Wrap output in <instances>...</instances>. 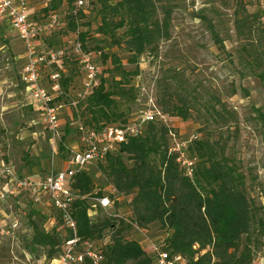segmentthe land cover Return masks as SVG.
I'll list each match as a JSON object with an SVG mask.
<instances>
[{
    "label": "rangeland",
    "instance_id": "374dc122",
    "mask_svg": "<svg viewBox=\"0 0 264 264\" xmlns=\"http://www.w3.org/2000/svg\"><path fill=\"white\" fill-rule=\"evenodd\" d=\"M69 1L32 0L35 9L33 20L46 19L56 11L64 23L61 31L55 34L57 37L60 35V39L53 40V36L42 38L41 48L62 47L64 38H80L81 32H87L86 47L100 52L96 62L101 79H105L108 85L120 77L111 56L118 55L127 71L138 66V75L126 79L134 92L129 96L115 97L118 117L114 124L109 125H122L126 118L127 121L137 118L153 98L167 115V126L184 138L197 134L199 138L196 141L209 142L214 157L230 168L232 182L246 193L253 204L252 221L249 231L240 241V249L248 245L254 262L263 257L264 84L257 76L262 70L257 55L252 56L245 50L248 41L239 38L235 30V2L155 0L161 20L166 11H171L170 36L160 41L156 51H147L132 63L128 62L130 53L121 41L124 29L117 30L115 37L98 32L101 25L99 0H84L88 8L86 14L79 18L75 30L68 27V15L71 9L75 10L76 0H72V4ZM252 1L250 4L245 0V3H248L250 13H256L259 6ZM13 35L0 23V166L8 164L20 175L41 179L50 171L66 169L80 147L77 126L81 118L69 106L68 99L79 87L81 69L77 61L66 59L73 82L64 89L70 96L64 94L59 99L66 103V107L61 111L60 136L53 135L38 106L30 103L21 83L20 70L25 61L16 59L23 49L17 48L14 42L19 39ZM215 35L222 40V45L215 41ZM51 42L54 47H50ZM136 95L138 100L134 98ZM176 107L184 109L185 118L175 114L177 110L173 109ZM82 122L85 123L84 120ZM125 161L129 166L133 163L126 156ZM101 164L105 165V162L94 163L85 169L92 172L95 182L94 195L90 200L95 202L90 209L92 219L102 220L108 216L97 201L98 194L110 196L113 204L109 212L130 216L129 200L112 191L111 179ZM202 167L200 160L199 168ZM32 209L41 213L33 219L59 238L60 242L54 249L33 241ZM58 213L45 195L35 202L25 193L15 191L5 180L0 181V264H58L61 235L64 237L67 232ZM144 230L141 233L136 229H126L124 234L134 236L152 254L155 245L163 244L166 231L159 224H152ZM107 242V237L98 241L102 246ZM52 251L55 252L53 258L50 255ZM187 263L185 257L182 264Z\"/></svg>",
    "mask_w": 264,
    "mask_h": 264
},
{
    "label": "trees",
    "instance_id": "16d2710c",
    "mask_svg": "<svg viewBox=\"0 0 264 264\" xmlns=\"http://www.w3.org/2000/svg\"><path fill=\"white\" fill-rule=\"evenodd\" d=\"M225 1L235 2L237 6L235 30L239 38L248 41L245 50L252 56L257 55L258 63L262 66L257 76L264 84V12L259 8L256 13H250L245 0ZM72 2L69 1L70 4ZM248 2L251 4L253 1ZM99 3L101 25L98 32L115 37L117 30L124 29L121 41L130 53L128 62L135 63L145 52L156 51L160 41L170 36L171 11H166L161 20L155 0H115L114 3L111 0H99ZM85 6L88 8L87 3ZM79 11L76 14L71 9L68 15L70 29L75 30L79 18L86 14ZM56 35L53 40L60 39V35ZM215 38L222 45L217 35ZM80 39L86 45L87 32H81ZM49 45L54 47L52 42ZM104 57L107 58L106 55ZM111 59L120 71L119 79H114L108 85L102 78L94 93L74 108L87 125L99 129L115 123L118 117L115 97L133 93L134 88L128 87L126 79L139 73L138 66L129 71L123 68L118 55L111 56ZM72 76L70 71L62 81L63 89L67 88ZM134 98L138 100L137 95ZM173 110H177L176 115L186 117L184 109L176 107ZM124 120L126 123L127 118ZM172 130L183 137L167 126V122H149L141 135L129 137L117 153L110 154L103 161L105 165L101 164L116 193L129 200L131 215L126 220L109 215L102 220H93L90 215V209L95 205L94 201H90L95 186L92 172L82 170L76 173L70 185L76 194L72 205L76 236L96 242V249L103 255L100 264H156L154 254L146 251L134 236H126L124 231L135 229V224L143 229L159 224L166 231L164 249L186 257L187 264H253L250 247L247 245L243 250L240 249V241L249 231L252 221L253 204L249 197L232 182L230 168L214 157L211 144L196 141L199 138L197 134V139L189 146V154L197 158L196 176L193 180L186 177L177 156L169 153ZM125 156L133 162L131 166L126 163ZM200 160L202 169L199 168ZM105 196L108 195L98 194L96 198ZM35 215L41 213L32 209L30 220L35 232L33 241L54 249L60 242L59 238L42 228L33 219ZM66 229V235H61L62 245L61 250L58 249V257L66 241L75 237L72 229ZM104 237L108 238V242L99 245L98 241ZM54 254V251L50 253L52 258ZM82 264H90V260L86 259Z\"/></svg>",
    "mask_w": 264,
    "mask_h": 264
},
{
    "label": "built area",
    "instance_id": "2783aa9c",
    "mask_svg": "<svg viewBox=\"0 0 264 264\" xmlns=\"http://www.w3.org/2000/svg\"><path fill=\"white\" fill-rule=\"evenodd\" d=\"M264 12V0H254ZM79 10L86 13L84 0H76L74 13ZM35 9L32 0H0V23L6 29L15 33L23 43L24 65L21 70V81L27 94L41 111L49 131L60 136L62 121L61 111L66 103L60 102V97L66 94L62 81L69 75L70 69L66 67V59L77 61L81 69V81L73 96L68 99L69 106L76 108L84 102L101 84L100 69L97 57L100 52L86 47L79 36L66 37L62 47L55 49L41 48L42 38L55 36L60 32L64 23L58 13L51 12L46 19L33 20ZM73 57L76 59L74 60ZM73 82V79L69 83ZM67 104V105H68ZM167 122V115L157 106L153 98L146 103L140 115L122 125L104 126L95 128L78 121L80 133V147L74 152L70 165L66 169L50 171L41 179H32L17 173L8 164L0 166V181L5 180L15 191L25 193L33 201L39 202L46 196L51 205L60 213L66 227L74 231L75 237L66 241L63 251L57 259L58 264H82L86 259L90 264H100L103 255L97 250L96 242L82 240L76 236V221L73 214V202L76 194L71 189L73 177L77 172L85 170L94 163H100L110 154L117 153L121 144L129 137L141 135L149 122ZM197 139L193 134L187 138L181 137L175 131H170L169 153L177 156V161L184 175L193 180L197 172V158L189 154L190 144ZM113 192H116L114 189ZM4 196V195H3ZM109 216L127 219L121 213L109 212L113 201L109 196L97 198ZM138 232L145 230L135 224ZM156 264H182L185 257L181 254H171L162 245H155L153 253ZM253 264H264V256Z\"/></svg>",
    "mask_w": 264,
    "mask_h": 264
},
{
    "label": "crops",
    "instance_id": "0c3cea01",
    "mask_svg": "<svg viewBox=\"0 0 264 264\" xmlns=\"http://www.w3.org/2000/svg\"><path fill=\"white\" fill-rule=\"evenodd\" d=\"M2 25L4 26V28H6V26L2 23ZM5 31V30H4ZM14 37L16 36V38H18L19 39V37L14 33V35H13ZM16 45H17V48H22L23 50L21 51V53H19V55L16 57V59H23L24 60V58H23V56H24V47H23V43H22V41L19 39V41L18 40H16V42H14ZM22 43V44H21ZM20 79H21V70H20ZM21 83H22V81H21ZM25 91H26V89H25ZM30 97V96H29ZM33 102V100L31 99V97H30V103H32ZM114 189H113V187H112V191H113Z\"/></svg>",
    "mask_w": 264,
    "mask_h": 264
}]
</instances>
